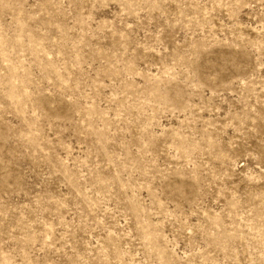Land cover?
I'll return each mask as SVG.
<instances>
[{
  "label": "rangeland",
  "instance_id": "rangeland-1",
  "mask_svg": "<svg viewBox=\"0 0 264 264\" xmlns=\"http://www.w3.org/2000/svg\"><path fill=\"white\" fill-rule=\"evenodd\" d=\"M0 264H264V0H0Z\"/></svg>",
  "mask_w": 264,
  "mask_h": 264
}]
</instances>
